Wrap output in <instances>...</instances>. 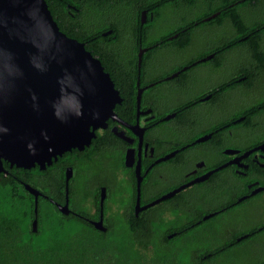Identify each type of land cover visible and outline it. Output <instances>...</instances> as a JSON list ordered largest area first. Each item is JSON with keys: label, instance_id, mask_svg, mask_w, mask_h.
<instances>
[{"label": "flooded vegetation", "instance_id": "1", "mask_svg": "<svg viewBox=\"0 0 264 264\" xmlns=\"http://www.w3.org/2000/svg\"><path fill=\"white\" fill-rule=\"evenodd\" d=\"M164 1L46 0L60 32L96 59L93 51L102 49L98 60L118 101L81 149L72 147L43 168L1 160L0 178L17 179L56 208L64 203L67 172V216L93 227L119 214L133 228L157 230L164 243L206 246L196 249L199 258L264 264V59L256 62L251 51L258 28L251 20L240 28L245 35L223 30L203 20L210 14L202 0ZM115 2L142 8L143 22L128 19L134 34L124 44L105 22ZM232 5L243 7L244 19L258 10L255 0ZM96 11L103 21L90 24ZM198 66H208L213 82L194 77Z\"/></svg>", "mask_w": 264, "mask_h": 264}, {"label": "water", "instance_id": "2", "mask_svg": "<svg viewBox=\"0 0 264 264\" xmlns=\"http://www.w3.org/2000/svg\"><path fill=\"white\" fill-rule=\"evenodd\" d=\"M117 101L99 60L58 30L44 0H0V171L1 160L24 169L34 163L43 168L62 152L81 149ZM67 178L66 172L64 203H55L62 215L69 212ZM23 187L33 196L34 232L40 193ZM92 225L105 230L101 218Z\"/></svg>", "mask_w": 264, "mask_h": 264}, {"label": "trees", "instance_id": "3", "mask_svg": "<svg viewBox=\"0 0 264 264\" xmlns=\"http://www.w3.org/2000/svg\"><path fill=\"white\" fill-rule=\"evenodd\" d=\"M201 2L206 5L205 13L210 14L207 17L214 15L208 21L205 18L203 20L214 27L232 29L245 35L240 28L253 20L258 29L252 31V57L256 62L264 59V51L261 49L264 47V0H255L258 10L253 19H244L241 16L243 7L232 5L233 0ZM141 9L140 6L115 2L112 8L115 16L110 10L105 22L109 28L117 29L114 33L119 37L120 44L133 38L134 32L126 26L127 21L130 19L139 25ZM160 12L161 8L156 15ZM101 17L96 11L95 19L90 24L97 25L100 20L103 21ZM117 19L122 21L121 28ZM113 43L110 41L106 44L109 55L116 50L110 48ZM101 50L95 49L93 53L103 61ZM135 51L136 48L129 59V70L132 69V73L137 63ZM114 57L117 62L121 58L117 53ZM22 176L17 174L19 179ZM21 180L28 181L25 176ZM33 205V197L17 179L0 178V264H222L214 258H199L200 251L186 242H162L157 230L133 228L123 215H115L112 222H109L112 216L106 217L105 230L99 231L79 217L62 215L44 199L37 201L36 230L32 232L30 223L34 218ZM79 213L86 215L84 212Z\"/></svg>", "mask_w": 264, "mask_h": 264}, {"label": "rangeland", "instance_id": "4", "mask_svg": "<svg viewBox=\"0 0 264 264\" xmlns=\"http://www.w3.org/2000/svg\"><path fill=\"white\" fill-rule=\"evenodd\" d=\"M220 34V33H219ZM216 35H211L210 39L214 38ZM213 44V43H212ZM111 49H115V45L112 44L110 46ZM194 48H197L196 45H194ZM208 66H198L193 70V75L196 79H198L199 81H204L207 80L208 81H212L213 82V73L211 74L209 70H207ZM190 247L194 248V249H199L202 250L203 248H205L206 246H203L202 244L199 245H191ZM233 260V262H231ZM223 261L225 264H251V263H245L244 261H241L238 258H232L231 256L225 257L223 258ZM255 261V260H254Z\"/></svg>", "mask_w": 264, "mask_h": 264}]
</instances>
